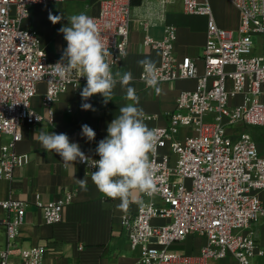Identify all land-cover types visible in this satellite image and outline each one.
<instances>
[{
	"label": "built area",
	"instance_id": "obj_1",
	"mask_svg": "<svg viewBox=\"0 0 264 264\" xmlns=\"http://www.w3.org/2000/svg\"><path fill=\"white\" fill-rule=\"evenodd\" d=\"M62 1L0 0V179H11L15 168L29 161L27 154L15 152V145L23 127L44 120L31 105L38 84L45 86L41 106L48 123H53L52 106L59 95L86 81L75 70L64 80L50 76L48 66L61 58L49 60L37 32L22 26L33 5ZM227 1L239 14L237 38L232 30L217 26L208 0H182L185 13L207 18L201 73L196 59L174 56V26H165L161 39L143 38V45L160 52L156 64L160 83L191 79L196 87L179 92L168 125L153 127L160 138L152 157L158 192L153 197L143 194L136 213L122 217L129 246L139 251L136 264H206L228 255L238 264H253L255 257L264 256L252 228L264 218L257 196L264 190V155L249 133L231 137L226 129L236 123L264 127V0ZM91 17L112 54L107 62L113 70L124 59L118 48L127 51L129 1L101 0L98 13ZM253 35L259 37L257 44ZM142 73L141 68L139 80L145 84ZM93 160L98 159L86 163L78 159L90 175L98 170L91 166ZM72 198L67 192L58 201L37 198L34 205L51 225L61 220L62 209ZM25 209L19 200H0L5 213L0 264H43L44 246L24 247L18 242ZM155 219L164 222L154 223ZM189 235L206 239L197 257L169 249Z\"/></svg>",
	"mask_w": 264,
	"mask_h": 264
},
{
	"label": "crops",
	"instance_id": "obj_2",
	"mask_svg": "<svg viewBox=\"0 0 264 264\" xmlns=\"http://www.w3.org/2000/svg\"><path fill=\"white\" fill-rule=\"evenodd\" d=\"M71 1L35 4L22 23L24 28L37 31L49 60L60 59L66 48L67 43L60 36L59 29L68 24L67 17L80 13L94 16L98 13L101 0H90L83 8L78 3L68 5ZM128 1L130 23L127 55L112 72L114 74L120 72L122 75L126 71H131L133 80L129 86L135 89L139 97L138 107L144 110L146 117H152L145 118V123L149 128L166 126L174 111L179 92L193 90L196 81L187 79L160 83L162 91L159 95L148 88L139 80L141 67L137 62L148 57L158 64L160 52L143 45V38L148 35L156 40L161 39L164 27L174 26L176 29L174 56L177 59L184 56L196 59L198 71L201 73L203 64L200 56L205 43L207 18L185 13L182 0ZM208 1L213 13L211 0ZM232 8V15L238 26L239 14L234 6ZM50 17L61 19L53 23ZM213 17L217 24L214 13ZM217 26L220 27L218 24ZM85 86L86 81L77 88L70 87L61 93L52 106L54 121L48 123L46 110L41 106L45 86L42 83L38 84L37 94L31 100V105L43 115L44 120L31 128L23 127L22 138L16 143L15 152L27 154L29 161L24 166L15 168L11 179H0V200L11 198L26 204L18 242L24 247L44 246L43 264H136L139 251L130 248L122 225V217L134 215L139 204L132 203L127 210L117 209L116 205L120 201L102 195L92 183L89 173L86 177L88 190H82L77 179L85 178L87 172L85 167L77 160L74 162L75 169L66 168L58 154L54 151H45L34 137L42 128L57 134L65 133L71 142L80 145L81 151L87 157L99 159L96 148L99 141L108 135V124L119 115L120 107L133 101L125 98V89L119 83L114 89L112 100L107 103H104V97L100 94L84 100L80 93ZM83 103L91 104L94 110L82 109ZM84 124L95 131L94 140L89 141L82 136ZM184 132L185 129H182L178 138L182 137ZM257 148L264 155V149L259 144ZM67 192L73 193V198L70 203L64 205L61 220L55 224H46L42 211L34 205L36 199L39 198L43 202L58 201L63 199ZM257 196L264 207V190L258 191ZM137 198L142 201L143 193H137ZM4 217L5 213L0 210V248L5 246V233L1 223ZM163 222L154 220V223ZM252 228L258 247L264 249V218L254 223ZM205 242L203 236L189 235L184 240L173 243L169 249L177 254L197 257ZM262 263L264 256L253 259V264ZM206 264L238 263L228 255L222 259L208 260Z\"/></svg>",
	"mask_w": 264,
	"mask_h": 264
},
{
	"label": "clouds",
	"instance_id": "obj_3",
	"mask_svg": "<svg viewBox=\"0 0 264 264\" xmlns=\"http://www.w3.org/2000/svg\"><path fill=\"white\" fill-rule=\"evenodd\" d=\"M53 23L61 17H50ZM68 24L62 26L59 32L63 34L67 47L63 50L61 59L54 65H49L52 77L61 80L69 77L73 71H78L80 77H86V86L80 95L84 100L100 94L104 103L112 100L114 89L119 83L125 89V98L133 101L119 108V115L107 127L108 135L99 141L96 152L98 160H93L91 166L97 171L91 172V181L97 190L107 198L119 200L116 205L119 210H127L132 203L141 204L137 193L153 197L158 188L156 185L154 160L159 143L158 131L149 128L145 123L146 114L138 107L139 97L133 87L131 71L122 75L112 72L107 57L112 56L105 43L99 25L95 18L84 13L67 17ZM119 49V55L126 57L127 53ZM138 65L143 69L142 77L146 86L159 95L161 80L156 62L151 58L139 60ZM82 109H92L88 103L82 104ZM94 110V109H92ZM82 136L89 141L95 139V131L87 124L82 125ZM34 137L45 151H54L62 158L66 168H74L78 159L81 163L89 161L80 149V145L71 142L65 133L45 131L43 128ZM77 179L80 188L87 191L88 180Z\"/></svg>",
	"mask_w": 264,
	"mask_h": 264
},
{
	"label": "rangeland",
	"instance_id": "obj_4",
	"mask_svg": "<svg viewBox=\"0 0 264 264\" xmlns=\"http://www.w3.org/2000/svg\"><path fill=\"white\" fill-rule=\"evenodd\" d=\"M72 3H78V5L81 4L80 6L81 8H83L85 7V5L90 3V0H84V1L72 0L71 2L68 3V5ZM211 3L217 24L220 27L232 30L233 38H237V31H236L237 25L232 15L233 8L231 4L228 3L226 0H211ZM252 40L255 44H257L259 41V37L257 35H253ZM226 129L228 133L231 135V137H234L238 133L243 131L249 133L250 135L253 136L257 144H259V146H261V148L264 149V127L248 126L242 123H236L226 126Z\"/></svg>",
	"mask_w": 264,
	"mask_h": 264
}]
</instances>
